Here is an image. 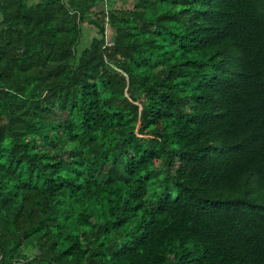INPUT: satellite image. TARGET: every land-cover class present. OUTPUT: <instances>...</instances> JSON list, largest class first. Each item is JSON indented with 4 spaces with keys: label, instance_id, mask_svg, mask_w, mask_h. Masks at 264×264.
Returning <instances> with one entry per match:
<instances>
[{
    "label": "trees",
    "instance_id": "16d2710c",
    "mask_svg": "<svg viewBox=\"0 0 264 264\" xmlns=\"http://www.w3.org/2000/svg\"><path fill=\"white\" fill-rule=\"evenodd\" d=\"M130 2L0 0V264H264V0Z\"/></svg>",
    "mask_w": 264,
    "mask_h": 264
},
{
    "label": "rangeland",
    "instance_id": "374dc122",
    "mask_svg": "<svg viewBox=\"0 0 264 264\" xmlns=\"http://www.w3.org/2000/svg\"><path fill=\"white\" fill-rule=\"evenodd\" d=\"M102 1V0H101ZM103 3V2H102ZM107 3H108V0H107ZM110 3H111V7H112V9H119V8H124V7H130L131 6V2H130V0H110ZM99 6V5H98ZM108 6V5H107ZM107 6L106 7H104V5H103V9L105 8H107ZM100 7V6H99ZM86 26H85V29H87V36L88 37H91V36H93L94 34H96V29L92 26V25H90V24H88L87 22L86 23H84ZM83 43H84V41H83ZM82 44H80V46H81ZM79 46V47H80Z\"/></svg>",
    "mask_w": 264,
    "mask_h": 264
},
{
    "label": "crops",
    "instance_id": "0c3cea01",
    "mask_svg": "<svg viewBox=\"0 0 264 264\" xmlns=\"http://www.w3.org/2000/svg\"><path fill=\"white\" fill-rule=\"evenodd\" d=\"M38 1H40V0H27V2H28L29 4H33V3H36V2H38ZM0 18H1V15H0Z\"/></svg>",
    "mask_w": 264,
    "mask_h": 264
},
{
    "label": "built area",
    "instance_id": "2783aa9c",
    "mask_svg": "<svg viewBox=\"0 0 264 264\" xmlns=\"http://www.w3.org/2000/svg\"><path fill=\"white\" fill-rule=\"evenodd\" d=\"M102 4L104 5V7H106L107 6V0H102Z\"/></svg>",
    "mask_w": 264,
    "mask_h": 264
}]
</instances>
